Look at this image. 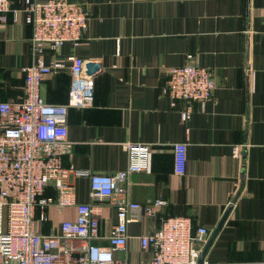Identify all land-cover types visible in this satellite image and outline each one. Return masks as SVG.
Masks as SVG:
<instances>
[{
	"label": "crops",
	"instance_id": "1",
	"mask_svg": "<svg viewBox=\"0 0 264 264\" xmlns=\"http://www.w3.org/2000/svg\"><path fill=\"white\" fill-rule=\"evenodd\" d=\"M45 2L47 0H37ZM86 6L89 25L84 41L59 50L47 47L46 65L64 64L46 78L42 96L48 104L68 103L69 58L85 62L94 80V106L72 108L63 164L79 171L109 175L128 167L126 143L153 148L150 173L130 179V198L141 204L166 202L156 217L127 227L130 241L119 260L149 262L139 237L157 232L174 217L192 219L195 228L213 233L231 212L205 264L264 263V0H72ZM21 10L25 0H11ZM0 21V101H22L24 69L33 63V28L24 15ZM194 63L210 69L217 89L205 104L193 103L189 121L181 119L186 103L174 107L162 93L168 72ZM99 65L94 71L88 65ZM187 147L185 174L176 172L174 145ZM242 146L236 159L233 148ZM79 204L91 202L90 180L70 175ZM46 196L54 197L53 187ZM100 207L101 236L117 224L114 208ZM40 224L49 234L74 220L75 209L50 211Z\"/></svg>",
	"mask_w": 264,
	"mask_h": 264
},
{
	"label": "built area",
	"instance_id": "2",
	"mask_svg": "<svg viewBox=\"0 0 264 264\" xmlns=\"http://www.w3.org/2000/svg\"><path fill=\"white\" fill-rule=\"evenodd\" d=\"M9 14L16 24L24 15L33 28V63L24 69L23 100L0 101V264H132L115 257L131 239L127 227L156 217L166 206L164 201L141 204L130 198V179L150 173L153 148L126 143L127 169L109 175L66 168L62 149L68 139L69 111L93 107L95 101L94 80L85 75V62L68 59L72 83L67 104H48L42 96L46 78L65 67L56 61L46 65L42 60L46 48L80 45L89 25L88 10L72 0H25L23 9L14 10L11 0H0V21L7 23ZM188 59L190 64L169 70L162 89L174 107L186 103L180 112L184 122L193 114L192 104H205L217 89L212 71L194 63L192 55ZM242 149L233 148L234 158H241ZM186 151L185 144L174 145L180 176L185 174ZM71 174L90 180V203H78ZM49 187L55 197L46 196ZM95 201L116 211L117 224L107 237L109 248L97 244L102 238L101 213ZM70 208L76 211L74 220L61 222L49 234L39 231L40 224L51 221L50 211ZM211 234L205 227L195 228L188 217L169 218L154 234L139 237L142 250L152 253V259L141 264H199Z\"/></svg>",
	"mask_w": 264,
	"mask_h": 264
},
{
	"label": "water",
	"instance_id": "3",
	"mask_svg": "<svg viewBox=\"0 0 264 264\" xmlns=\"http://www.w3.org/2000/svg\"><path fill=\"white\" fill-rule=\"evenodd\" d=\"M87 68H89L90 70H94V71H99L100 70V66L99 65H88ZM231 208L232 206L229 207V209L227 210L226 214L224 215L223 219L221 220L220 224L218 225V227L213 231V233L211 234L208 242L205 244L202 255L200 257L199 260V264H205V260L206 257L208 255V252L210 251L212 245L214 244L216 238L218 237L219 232L222 230L224 224L226 223L229 214L231 212Z\"/></svg>",
	"mask_w": 264,
	"mask_h": 264
},
{
	"label": "trees",
	"instance_id": "4",
	"mask_svg": "<svg viewBox=\"0 0 264 264\" xmlns=\"http://www.w3.org/2000/svg\"><path fill=\"white\" fill-rule=\"evenodd\" d=\"M55 197V196H54Z\"/></svg>",
	"mask_w": 264,
	"mask_h": 264
}]
</instances>
